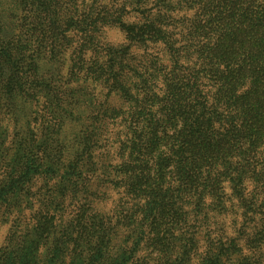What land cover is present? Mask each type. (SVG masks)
Instances as JSON below:
<instances>
[{
	"label": "trees",
	"instance_id": "trees-1",
	"mask_svg": "<svg viewBox=\"0 0 264 264\" xmlns=\"http://www.w3.org/2000/svg\"><path fill=\"white\" fill-rule=\"evenodd\" d=\"M0 264H264V0H0Z\"/></svg>",
	"mask_w": 264,
	"mask_h": 264
},
{
	"label": "rangeland",
	"instance_id": "rangeland-1",
	"mask_svg": "<svg viewBox=\"0 0 264 264\" xmlns=\"http://www.w3.org/2000/svg\"><path fill=\"white\" fill-rule=\"evenodd\" d=\"M114 36V35H113ZM222 220H223V222H224V224L226 225V228L229 230V228H228V225H227V222H228V216L226 217H222ZM219 222V221H218Z\"/></svg>",
	"mask_w": 264,
	"mask_h": 264
}]
</instances>
